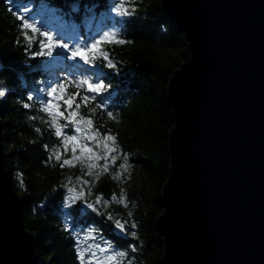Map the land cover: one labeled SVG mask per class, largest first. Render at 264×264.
I'll return each mask as SVG.
<instances>
[{
    "label": "trees",
    "instance_id": "1",
    "mask_svg": "<svg viewBox=\"0 0 264 264\" xmlns=\"http://www.w3.org/2000/svg\"><path fill=\"white\" fill-rule=\"evenodd\" d=\"M28 1L59 10L63 18L78 24L81 30L91 21L94 29L99 24L102 32H118L127 41L125 44L103 46L117 68L101 66L85 72L70 60L52 64L51 58H33L37 42L26 50L24 32H31L20 27L22 21L14 14L22 11ZM116 3L117 0H0V89L7 90L0 99L1 135L13 188L23 200L24 223L33 235L37 264H80L78 249L97 244L111 252H126L122 264H159L163 254L164 241L155 221L165 208L162 191L170 167L168 132L174 118L168 86L174 70L189 59L190 52L183 33L165 15L160 0L125 3V7L134 9L129 16L114 11ZM73 71L104 79L111 85L104 98L115 118L99 109L92 118L101 133L110 131L117 137L119 148V158L109 173L95 181L93 177H83L92 185L86 201L94 202L99 195L109 200L113 194L119 198L123 189L127 208L116 203L98 205L97 211L88 209L84 202L73 208L64 206L68 193L63 185L69 177L75 184L81 169L79 165L62 169L59 163L48 162L49 151L59 140L44 122L47 117L39 111V101L45 99L44 92L52 84ZM68 91L75 89L70 87ZM29 95L32 101L27 100ZM76 102L80 103L79 98ZM24 103L32 106L25 109ZM93 107L91 102L86 107L82 105L80 114L88 116ZM37 128L41 131L37 132ZM125 155L130 167L120 181L113 180ZM109 213L112 220L107 219ZM116 220L136 223L137 228L129 232L136 231L137 236L118 235ZM130 245L136 250L132 251Z\"/></svg>",
    "mask_w": 264,
    "mask_h": 264
},
{
    "label": "water",
    "instance_id": "2",
    "mask_svg": "<svg viewBox=\"0 0 264 264\" xmlns=\"http://www.w3.org/2000/svg\"><path fill=\"white\" fill-rule=\"evenodd\" d=\"M160 3L190 57L168 86L159 264H264V0ZM5 159L0 123V264H37Z\"/></svg>",
    "mask_w": 264,
    "mask_h": 264
},
{
    "label": "snow or ice",
    "instance_id": "3",
    "mask_svg": "<svg viewBox=\"0 0 264 264\" xmlns=\"http://www.w3.org/2000/svg\"><path fill=\"white\" fill-rule=\"evenodd\" d=\"M132 0H117L114 5V11L123 16H129L134 9L125 7V3H130ZM22 11L14 13L18 19L22 21L20 27L25 30H30L31 35L27 31L24 32V38L27 41L26 50L33 48L34 42H37V50L32 52L33 58H58L57 63L64 60L73 61V66L77 69L83 68L96 70L103 66L111 70L117 68V63L110 56L109 51L104 50L105 45H123L127 41L121 37L116 31H104L90 42L79 40V42L69 45L64 42L63 36H57L53 31H45L39 26L38 22L28 13L31 9L23 7ZM77 11V9H74ZM45 8L42 5L38 15L43 16ZM63 30L68 32L73 39L79 38V33L75 25H63ZM37 34L40 37L37 41ZM83 66H87L84 68ZM79 71V70H77ZM53 77L56 73H52ZM74 88L75 91L69 93V88ZM111 87L104 79H93L89 76L76 75L75 71L70 72L67 77L57 83L52 84L47 91L44 92L45 99L39 101V111L44 113L47 119L44 120L51 130V135L59 140V144L54 145L49 151L48 162L55 161L60 167H76L79 165L81 176H77L75 184L72 178L69 177L67 184L63 185L67 188L68 195L65 198L64 206L73 208L80 202L86 203L88 209L97 211V206L103 204L107 207L109 203H116L123 207H128L127 196L124 190H121L120 197L115 194L109 199H105L102 195L96 197L94 202H87L86 196L91 195V184L88 180L83 179L84 176H90L98 180L102 174L109 173L110 169L116 165L119 158V148L116 143L117 137L111 134L110 131L101 133L94 125L92 118L97 109L101 112H106L109 118H115L112 111L107 110V100L104 94ZM6 91L0 89V97H5ZM79 98L80 103H77ZM33 96L27 97L28 101H32ZM89 102L95 107L90 110L88 116L80 114V109L87 106ZM29 103H24L25 109L31 107ZM63 109V110H61ZM63 120V123L60 121ZM37 132L41 130L36 129ZM45 150L48 145H44ZM71 153L69 156L68 154ZM103 161V163H101ZM130 166L127 163V156H124V162L116 168V173L111 178L120 181L128 171ZM19 177L20 174L18 173ZM93 181V183H94ZM71 184L72 186H68ZM21 185L23 181L21 180ZM87 189V192L85 191ZM131 212L128 216L131 217ZM107 219L112 220V214L109 213ZM115 227L121 232L130 234L131 237L137 236V225L134 222L116 220ZM79 243V242H77ZM132 251L136 248L130 245ZM127 255L126 252H111L107 247H101L99 244L94 248L87 245L84 248H79L77 256L80 264H122V258Z\"/></svg>",
    "mask_w": 264,
    "mask_h": 264
},
{
    "label": "rangeland",
    "instance_id": "4",
    "mask_svg": "<svg viewBox=\"0 0 264 264\" xmlns=\"http://www.w3.org/2000/svg\"><path fill=\"white\" fill-rule=\"evenodd\" d=\"M41 6L42 5H36L33 2L28 1L27 4L24 5L23 7H27L31 9L28 15L33 17L38 22L42 30L53 31L57 34L58 37L62 35L64 42L69 43L70 46L73 45L74 43L79 42V40L90 42L91 40L95 39L96 37H98L100 34L103 33L100 30V25L96 24V27L94 29L93 28L94 24L91 21L86 22L81 30V27L78 24H75L63 18L59 10H56L52 7H48L46 5H43L45 8V14L43 16L38 15L41 9ZM21 10H23L22 7H21ZM63 25H75L79 33L78 40L73 39L68 32H65L63 30ZM50 61L52 62V64H58L56 62L58 61V58L56 57H52ZM0 98H3V97H0Z\"/></svg>",
    "mask_w": 264,
    "mask_h": 264
}]
</instances>
